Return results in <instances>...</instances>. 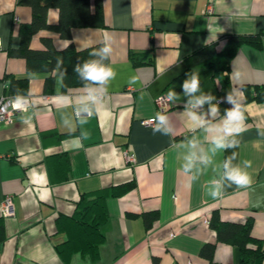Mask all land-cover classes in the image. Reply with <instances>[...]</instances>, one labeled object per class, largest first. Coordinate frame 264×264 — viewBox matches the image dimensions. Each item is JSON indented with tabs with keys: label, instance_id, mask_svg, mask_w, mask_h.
<instances>
[{
	"label": "crops",
	"instance_id": "obj_1",
	"mask_svg": "<svg viewBox=\"0 0 264 264\" xmlns=\"http://www.w3.org/2000/svg\"><path fill=\"white\" fill-rule=\"evenodd\" d=\"M21 1L0 0V97H9L10 79H26L24 96L31 101L27 114L0 124V204L12 198L11 215L0 210V264H238V248L217 242L207 224L215 212L226 222L251 219L252 236L264 243V102L244 104L247 130L239 147L215 157L218 165L235 151L236 162L251 161V188L232 186L215 199L204 187L213 169L191 182L172 146L192 134L183 98L164 112L176 126L174 136L141 125L158 113L157 97L171 88L180 93L191 71L199 72L204 91L218 100L225 96L228 90H221L210 69H187L186 60L205 45L222 49L229 35H259L260 42V48L242 45L232 59L231 90L264 85V0H100L104 27L73 29L71 38L82 50L110 36L108 63L117 77L104 106L83 126L88 139L82 142L75 139L79 127L69 135L62 126L59 96L75 100L83 88L62 93L55 77L52 90L45 92L49 75L27 74L24 61L8 55L20 46L19 24L31 20ZM47 21L57 23L58 11L49 10ZM42 36L57 49L67 44L41 33L31 40L32 49L42 48ZM131 53L145 54L142 63H134ZM131 76L137 82L130 86ZM228 107L221 106V114ZM128 153L134 164L127 163ZM128 183L134 184L132 190L106 201L108 222L98 259L92 262L80 253L62 259L56 249L66 234L57 220L74 215L81 197ZM150 212L157 220L147 230L143 214ZM206 243H215L211 262L200 256Z\"/></svg>",
	"mask_w": 264,
	"mask_h": 264
},
{
	"label": "trees",
	"instance_id": "obj_2",
	"mask_svg": "<svg viewBox=\"0 0 264 264\" xmlns=\"http://www.w3.org/2000/svg\"><path fill=\"white\" fill-rule=\"evenodd\" d=\"M21 3L30 8L31 20L21 23L17 28L20 46L10 49L8 55L20 58L25 63L27 74H48L45 79L44 90H52L55 74L56 57L63 58V67L67 70L66 78L61 87L65 93L69 89L83 88L82 82L73 73V66L77 62L90 59L89 53L101 46L102 43L88 48L77 50L72 42L71 31L81 28H103V9L100 0H22ZM58 11V21L50 24L47 21L49 10ZM41 33L57 35L67 42L62 49H57L48 36L40 37L41 49H32L31 40ZM225 44L217 50L214 44L205 45L193 53L186 60L187 69L205 67L213 73V78L221 90L231 91L229 79L230 63L242 45L260 48L259 35H229L224 38ZM145 54H130L131 60L136 64L142 63ZM150 62V60H149ZM26 79L9 81V97L16 91L22 95L27 92ZM242 91L245 97L244 104L248 102H264V85H244ZM225 105L221 103L220 107ZM65 161L62 162L65 166ZM134 188L133 183L101 189L92 195L81 197L77 210L71 217H60L57 220L58 229L66 234V240L57 246L58 255L64 259L72 253H80L92 262L99 256L100 246L105 241L104 228L108 222L106 201L108 197H120ZM157 220L156 213L143 214V222L147 230L151 229ZM208 226L215 232L216 241L239 250L238 264H264V243L251 234V219L245 222H226L219 218L218 213H212ZM215 243H206L200 250V256L207 261H212Z\"/></svg>",
	"mask_w": 264,
	"mask_h": 264
},
{
	"label": "clouds",
	"instance_id": "obj_3",
	"mask_svg": "<svg viewBox=\"0 0 264 264\" xmlns=\"http://www.w3.org/2000/svg\"><path fill=\"white\" fill-rule=\"evenodd\" d=\"M111 41L112 38L106 35L101 46L89 53L90 59L77 62L73 66V73L83 84L81 94L75 100L69 95L59 96L61 124L69 135L76 133L79 127V135L75 137L78 142L88 139V132L83 126L104 106L109 87L117 77V71L108 63L113 53ZM3 43L4 41L0 40V46H3ZM53 71L57 82L63 87L67 70L63 67L61 56L56 57ZM136 82V76L129 77L130 86ZM4 87H7V84ZM182 98L192 134L172 145L177 150L181 171L190 177L191 182H195L212 168L215 175L204 187L207 195L214 199L221 197L225 189L232 186L251 188L253 180L247 171L252 166L251 161L236 162L238 153L235 151L218 165L215 161L219 153L238 148L240 137L247 130L242 90L233 88L218 100L211 91L203 90L199 72L191 71L186 73L180 93L171 88L164 97L169 104H177ZM221 103L229 105L223 114L220 110ZM7 106L27 114L31 101L17 90L13 97L8 98V105L5 107ZM24 119L27 121L30 117L26 115ZM153 122L154 133L175 135L176 126L172 118L164 112H158ZM197 132H202L203 136L197 135ZM261 135H264V132H261Z\"/></svg>",
	"mask_w": 264,
	"mask_h": 264
},
{
	"label": "built area",
	"instance_id": "obj_4",
	"mask_svg": "<svg viewBox=\"0 0 264 264\" xmlns=\"http://www.w3.org/2000/svg\"><path fill=\"white\" fill-rule=\"evenodd\" d=\"M212 9H209L208 12H211ZM165 96H159L155 100V105L157 112H166L170 109L171 104L167 103L164 99ZM8 98L10 97H0V124L9 125L13 122V119L23 112L14 110L11 106L8 105ZM141 125L144 127H151L154 125L153 118L141 121ZM127 163L134 164L135 159L133 154H126L125 156ZM11 207H12V198L11 196H6L2 203L0 204V210L4 216L11 215ZM209 221H207V224Z\"/></svg>",
	"mask_w": 264,
	"mask_h": 264
}]
</instances>
